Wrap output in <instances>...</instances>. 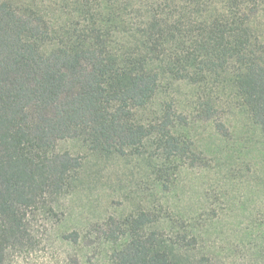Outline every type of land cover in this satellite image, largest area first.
Listing matches in <instances>:
<instances>
[{
	"label": "trees",
	"instance_id": "obj_1",
	"mask_svg": "<svg viewBox=\"0 0 264 264\" xmlns=\"http://www.w3.org/2000/svg\"><path fill=\"white\" fill-rule=\"evenodd\" d=\"M263 23L264 0H0V264L25 244L26 209L81 167L59 143L105 156L138 149L150 130L137 115L166 76L229 73L264 133ZM171 149L169 160L187 148ZM150 222L133 219L110 264H264V220L219 246L208 230Z\"/></svg>",
	"mask_w": 264,
	"mask_h": 264
},
{
	"label": "rangeland",
	"instance_id": "obj_2",
	"mask_svg": "<svg viewBox=\"0 0 264 264\" xmlns=\"http://www.w3.org/2000/svg\"><path fill=\"white\" fill-rule=\"evenodd\" d=\"M137 118L150 135L124 154L97 155L76 139L59 143L81 167L62 193L26 209L28 237L5 264H110L142 213L153 220L149 231H167V222L208 230L216 246L261 230L264 133L229 73L196 83L166 76ZM173 143L187 149L169 160Z\"/></svg>",
	"mask_w": 264,
	"mask_h": 264
}]
</instances>
